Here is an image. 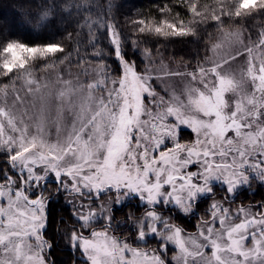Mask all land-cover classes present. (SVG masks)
I'll return each instance as SVG.
<instances>
[{
  "label": "snow or ice",
  "instance_id": "obj_1",
  "mask_svg": "<svg viewBox=\"0 0 264 264\" xmlns=\"http://www.w3.org/2000/svg\"><path fill=\"white\" fill-rule=\"evenodd\" d=\"M124 7L0 24V264H264V0Z\"/></svg>",
  "mask_w": 264,
  "mask_h": 264
},
{
  "label": "trees",
  "instance_id": "obj_2",
  "mask_svg": "<svg viewBox=\"0 0 264 264\" xmlns=\"http://www.w3.org/2000/svg\"><path fill=\"white\" fill-rule=\"evenodd\" d=\"M164 2H169V0H115V3H123L125 7L121 10L114 9V12H116L117 20L123 27L125 20L124 14L131 12L132 18H138L141 15L148 16L149 14L159 16L155 11V6ZM40 3L41 0H0V24L11 22L14 13L37 11V5ZM200 3H211V0H200ZM175 11L183 12L184 10L177 8ZM200 47L201 45L189 43L187 40L177 38L167 43L166 55H174L177 59L181 57L188 59ZM256 190L255 195H251L248 198L256 201L264 199V190L261 194L259 192H262V189L259 186H257ZM262 196L263 198H261ZM55 220L56 217L54 216L53 228L56 226ZM188 226L191 227L190 224Z\"/></svg>",
  "mask_w": 264,
  "mask_h": 264
},
{
  "label": "rangeland",
  "instance_id": "obj_3",
  "mask_svg": "<svg viewBox=\"0 0 264 264\" xmlns=\"http://www.w3.org/2000/svg\"><path fill=\"white\" fill-rule=\"evenodd\" d=\"M256 188H257V186L254 185V192L255 193L257 192ZM260 189H262V192H259L261 194V193H263L264 187H260ZM261 198H263V196ZM127 211H129V209H125V212H127ZM53 212H54L55 215L53 214ZM123 214L124 213H118L117 215H118V217H120V216H123ZM61 215H65L66 216L67 215V209L66 208H62L60 205L53 206L52 216L53 217L55 216L56 220H58ZM192 223H194V222H192ZM190 225H191V223H190ZM57 255L60 256L61 254L58 253Z\"/></svg>",
  "mask_w": 264,
  "mask_h": 264
},
{
  "label": "flooded vegetation",
  "instance_id": "obj_4",
  "mask_svg": "<svg viewBox=\"0 0 264 264\" xmlns=\"http://www.w3.org/2000/svg\"><path fill=\"white\" fill-rule=\"evenodd\" d=\"M55 206V205H54Z\"/></svg>",
  "mask_w": 264,
  "mask_h": 264
}]
</instances>
